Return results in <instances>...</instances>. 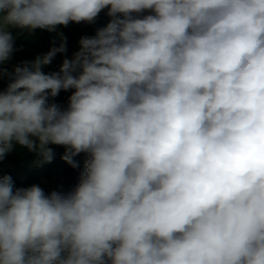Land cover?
Segmentation results:
<instances>
[{
	"label": "clouds",
	"instance_id": "clouds-1",
	"mask_svg": "<svg viewBox=\"0 0 264 264\" xmlns=\"http://www.w3.org/2000/svg\"><path fill=\"white\" fill-rule=\"evenodd\" d=\"M13 29L59 43L5 67ZM0 78V159L85 157L66 192L0 177V264H264V0H0Z\"/></svg>",
	"mask_w": 264,
	"mask_h": 264
},
{
	"label": "trees",
	"instance_id": "trees-1",
	"mask_svg": "<svg viewBox=\"0 0 264 264\" xmlns=\"http://www.w3.org/2000/svg\"><path fill=\"white\" fill-rule=\"evenodd\" d=\"M108 17L101 12L96 18L94 23H72L70 22L67 27L57 26L58 31L62 32L66 37V47L67 51L63 55L57 53L52 63L47 66V71L57 70L65 56L69 57L78 40L83 35H92L95 30L99 27L104 26L107 23ZM13 34L19 32L18 36L23 38V46L18 47L17 51L13 54L15 56V63L21 60H32L38 55H42L49 51L52 46L53 40L55 43H59V37L56 36V33H50L46 30L36 29L31 34L27 30H18L13 29ZM7 81L3 78H0V90L6 86ZM71 94V91H61L57 97L52 98L51 102H55L61 105L67 104V98ZM54 150V158L50 163H41L39 162L38 157L35 154L28 153L26 149H17L8 153L3 159H0V177L7 174L10 175L13 179V182H17L22 187L30 186L35 180L39 178H53V177H62L63 183L68 188L72 189L78 182L80 178V172L83 170L84 164V155L80 154L75 157L79 162L78 168H72L69 164L61 159V156L64 152L62 146L50 145ZM35 161V164L28 169V175L24 180L18 179L15 176V171L7 166L6 163H24L27 165L29 161Z\"/></svg>",
	"mask_w": 264,
	"mask_h": 264
},
{
	"label": "rangeland",
	"instance_id": "rangeland-1",
	"mask_svg": "<svg viewBox=\"0 0 264 264\" xmlns=\"http://www.w3.org/2000/svg\"><path fill=\"white\" fill-rule=\"evenodd\" d=\"M15 45L17 48L24 45L23 38L21 36H17V39L15 41ZM77 49H78V44L75 45L72 53L75 52ZM72 53L70 54L69 58L71 57ZM12 63H15L14 54H13L12 61L9 64L4 65V66L10 68ZM34 164H35V161L32 160V161H29L27 163V165L24 163H6V165H4V166L5 167H7V166L11 167L15 171V176H17L18 179L24 180L26 178V176L28 175V169L31 168ZM13 183H14V187H22L17 182H13ZM32 184H38L39 186H41L45 190L46 193L50 192L52 190H59V191H65V192L68 191V188L63 183L61 176L48 178V179L39 178V179L35 180Z\"/></svg>",
	"mask_w": 264,
	"mask_h": 264
}]
</instances>
